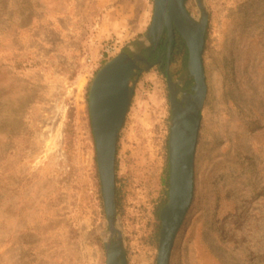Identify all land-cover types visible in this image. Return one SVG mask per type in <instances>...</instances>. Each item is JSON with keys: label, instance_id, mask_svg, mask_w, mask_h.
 Wrapping results in <instances>:
<instances>
[{"label": "rangeland", "instance_id": "obj_1", "mask_svg": "<svg viewBox=\"0 0 264 264\" xmlns=\"http://www.w3.org/2000/svg\"><path fill=\"white\" fill-rule=\"evenodd\" d=\"M204 6L194 195L169 264H264V0ZM185 7L200 18L195 0ZM153 10L154 0H0V264H106L89 90L144 39ZM185 70L176 57L173 82ZM164 72L157 65L132 81L117 143L127 264H156L168 194Z\"/></svg>", "mask_w": 264, "mask_h": 264}, {"label": "water", "instance_id": "obj_2", "mask_svg": "<svg viewBox=\"0 0 264 264\" xmlns=\"http://www.w3.org/2000/svg\"><path fill=\"white\" fill-rule=\"evenodd\" d=\"M185 1L154 0L151 24L144 39L133 43V51L120 52L102 67L90 86L89 114L100 191L109 230V240L104 243L106 264H127L122 232L118 229L116 155L119 133L135 90L132 78L152 68L153 65L148 62L143 52H154L165 31L168 52L164 73L171 108L168 140L169 186L167 203L159 213L161 227L156 264L170 263L175 238L193 200L195 149L201 110L207 93L203 50L208 13L204 0H195L200 18H192L185 7ZM174 28L184 40L188 52L187 67L178 82H173L169 74ZM190 79L193 81L190 92L182 90L183 85ZM179 94L180 100L177 99Z\"/></svg>", "mask_w": 264, "mask_h": 264}, {"label": "trees", "instance_id": "obj_3", "mask_svg": "<svg viewBox=\"0 0 264 264\" xmlns=\"http://www.w3.org/2000/svg\"><path fill=\"white\" fill-rule=\"evenodd\" d=\"M205 40H206V34H205ZM167 49H168V45L166 42V39L163 38L162 42L160 43L157 51L155 53L152 54V56L149 58V61L151 62H155V60L157 58H161V61L159 63H157V65L160 67L161 71L164 72L166 65H167ZM205 51V45H204V50H203V54ZM180 56L181 57V68L184 70L187 67V59H188V52H187V48L185 45L184 40L181 38V36L176 33V38L171 46V54H170V65L173 64V62L175 61L176 57ZM139 74H137L134 78H132V81L135 80L136 77H138ZM192 82V80H190V83ZM166 188H168L169 186V174H168V165H167V172H166ZM168 194L166 193V199L163 200L161 202V204L159 205L158 211L160 212L161 209L163 208V206L167 203L168 200ZM118 193L116 190V205L118 208Z\"/></svg>", "mask_w": 264, "mask_h": 264}, {"label": "flooded vegetation", "instance_id": "obj_4", "mask_svg": "<svg viewBox=\"0 0 264 264\" xmlns=\"http://www.w3.org/2000/svg\"><path fill=\"white\" fill-rule=\"evenodd\" d=\"M176 33H178V32H177V30L174 28V39H173V42H174V40H175V38H176ZM163 38H165V39H166V42H167V32H166V31L164 32V34H163V36H162L160 42L158 43L157 48H156V50H155L154 52H152L151 50H148V51H144V52H143V53L145 54V56L147 57L148 62L151 63V64L153 65L152 67L157 66V63H159V62L161 61V58H157V59H160L159 62H157V59L155 60V62H151V61H149V58L152 56L153 53H155V52L157 51V49H158L160 43L162 42ZM173 42H172V44H173ZM167 45H168V43H167ZM171 46H172V45H171ZM167 52H168V49H167ZM148 54H150V56H148ZM190 80H191V79H190ZM190 80H188V81L183 85L182 90H186L187 92H190V86L193 84V81L190 83ZM175 81H176V80H175ZM177 86H178V85H177ZM178 87H179V86H178ZM180 97H181V95L179 94L177 99L180 100Z\"/></svg>", "mask_w": 264, "mask_h": 264}]
</instances>
